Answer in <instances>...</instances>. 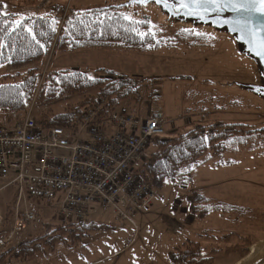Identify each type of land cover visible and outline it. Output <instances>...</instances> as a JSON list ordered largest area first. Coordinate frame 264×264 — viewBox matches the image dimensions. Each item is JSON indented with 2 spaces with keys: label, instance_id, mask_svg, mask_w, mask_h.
<instances>
[{
  "label": "rangeland",
  "instance_id": "obj_1",
  "mask_svg": "<svg viewBox=\"0 0 264 264\" xmlns=\"http://www.w3.org/2000/svg\"><path fill=\"white\" fill-rule=\"evenodd\" d=\"M126 1L0 0V17L13 16L17 21L37 17L52 19L56 17L57 9H60L63 19L66 15L105 4L118 6ZM123 12L128 19L147 21L154 40L163 43V46L146 54L109 50L64 53L52 50L47 58L29 66L12 68L1 65L0 86L19 83L28 68L38 69L41 76L47 72L79 70L96 77L98 74L95 71L101 69L136 81L143 80L133 83L134 87L139 85L136 87L137 99L123 101L120 106L139 117L153 115L161 118L165 129L164 135L160 136L162 138L186 133L195 125L215 122L243 124L247 133L264 121L262 102L216 84L257 82L252 63L236 52L232 39L213 35L206 30L196 32L202 37L183 36L179 32L181 27L161 24L159 16L144 6H130L124 8ZM16 73L20 75L15 77ZM6 75L12 77L3 79ZM106 77L108 80L115 78ZM82 97V94L67 96L47 108L54 114L63 113ZM29 109L34 117L35 110L33 107ZM28 111L10 114L12 120L0 113V126H13ZM246 142L245 146H241L237 139H230L229 152L222 156L223 161L230 164L217 167L215 161L209 160L192 172L190 184L184 183L182 178L165 181L162 189L154 191L156 197L152 207L138 213L130 223L118 221L111 208L94 207L88 222L109 228L90 233L73 247L78 251L90 243L88 249L92 253L88 259L96 260L115 248L123 249L131 241L126 252L120 255L121 260L117 259L120 264H171L168 256L174 248L183 242L194 241L201 244L204 257H214V264H235L237 258L234 255L226 257L223 254H211L213 249L237 244L236 238L223 243L220 240L222 235L236 233L250 236L254 243L264 240V132L252 134ZM153 149L149 147L148 152ZM205 157L207 159L208 155ZM191 189L204 193L214 201L246 207L250 212L238 220L235 215L228 219V216L212 214L203 220L193 221L186 214L183 204L184 195ZM11 201H14L12 213H33L36 218L20 241L26 235L49 231L53 226L63 223L57 217L59 206L55 202H40L26 196L18 200L14 189L0 192L1 210L3 203ZM104 243L107 245L105 248ZM58 247L73 248L55 246ZM50 251L48 249L45 252ZM115 262L111 260L102 264H119Z\"/></svg>",
  "mask_w": 264,
  "mask_h": 264
},
{
  "label": "trees",
  "instance_id": "obj_2",
  "mask_svg": "<svg viewBox=\"0 0 264 264\" xmlns=\"http://www.w3.org/2000/svg\"><path fill=\"white\" fill-rule=\"evenodd\" d=\"M123 9L105 4L66 15L63 19L60 9L52 19L37 17L17 21L13 16L0 17V66H29L47 58L52 50L64 53L109 50L146 54L163 46V43L154 40L147 21L128 19ZM179 32L183 36L202 37L193 30L180 28ZM95 73L98 76L92 77L79 70H60L41 76L38 69L28 68L19 83L0 86V113L12 120L10 114L33 107L36 124L41 130L60 128L74 131L83 113L97 101L107 100L105 110L109 113L120 107L121 102L137 99L136 87L139 85L134 87L133 83L143 80L136 81L101 69ZM19 75L16 73L15 77ZM106 76L115 78L108 80ZM11 77L6 75L3 79ZM77 94H82V99L63 113L54 114L47 108L64 97ZM250 136L252 134L245 132L243 124L215 122L195 125L188 132L173 137H155L148 146L153 147V151L148 152L147 149L146 159L135 171L153 191L162 189L167 180L182 178L184 183L190 184L192 172L209 160L215 161L217 167L230 164L222 158L229 152L230 139H237L241 146H245ZM13 202L2 204L5 217H12ZM183 204L186 214L193 221L203 220L212 214L228 216V219L235 215L238 220L250 212L246 207L214 201L194 189L184 195ZM108 228L88 220L83 223L63 222L49 231L26 235L15 248L0 250V264H11V259L25 261L58 245L73 247L90 233ZM233 238L238 240L237 244L213 249L211 254L234 255L237 261L245 257L246 248L255 241L250 236L236 233L222 235L220 240L228 243ZM168 259L171 264H214V257H204L201 244L194 241L183 242L174 248Z\"/></svg>",
  "mask_w": 264,
  "mask_h": 264
},
{
  "label": "built area",
  "instance_id": "obj_3",
  "mask_svg": "<svg viewBox=\"0 0 264 264\" xmlns=\"http://www.w3.org/2000/svg\"><path fill=\"white\" fill-rule=\"evenodd\" d=\"M106 106L105 99L94 103L74 131L41 130L31 109L13 126H0V192L55 202L64 223L85 222L94 207L111 208L126 223L149 210L155 193L135 170L150 141L164 135V122L123 106L106 113ZM35 219L19 211L10 219L0 209L1 250L15 248Z\"/></svg>",
  "mask_w": 264,
  "mask_h": 264
},
{
  "label": "water",
  "instance_id": "obj_4",
  "mask_svg": "<svg viewBox=\"0 0 264 264\" xmlns=\"http://www.w3.org/2000/svg\"><path fill=\"white\" fill-rule=\"evenodd\" d=\"M206 0H127L119 8L144 6L153 10L160 23L169 27L198 31L206 30L213 35L233 40L236 52L250 61L257 74V82L216 83L223 88L232 89L252 96L264 105V56L257 52V46L264 40V0H208L207 9L198 7ZM187 5L182 7L181 5ZM254 4L246 10L242 5ZM191 13V14H190ZM264 132V121L247 133ZM247 255L235 264H264V240L246 248Z\"/></svg>",
  "mask_w": 264,
  "mask_h": 264
},
{
  "label": "crops",
  "instance_id": "obj_5",
  "mask_svg": "<svg viewBox=\"0 0 264 264\" xmlns=\"http://www.w3.org/2000/svg\"><path fill=\"white\" fill-rule=\"evenodd\" d=\"M25 234V233H24ZM90 243L82 246L80 250H75L76 248H55L50 252H45L40 255H36L28 260L19 261L16 259H11V264H102L111 260H115V263H119L117 261L118 258L121 260V254H124L127 250V243L126 246L119 250V248H115L113 252H108L104 255L103 258L99 259H88V255L92 253V250L88 249ZM107 245L104 243L103 248ZM78 252V254L76 253ZM120 264V263H119Z\"/></svg>",
  "mask_w": 264,
  "mask_h": 264
},
{
  "label": "snow or ice",
  "instance_id": "obj_6",
  "mask_svg": "<svg viewBox=\"0 0 264 264\" xmlns=\"http://www.w3.org/2000/svg\"><path fill=\"white\" fill-rule=\"evenodd\" d=\"M158 2H159V0H158ZM207 2H208V0H206L205 3H198L197 6L198 7H204L205 10H206L207 9ZM212 2H214V0H212ZM181 6L182 7H187V5H183V4ZM242 7H245V9L248 10V9L254 8L255 5L254 4L242 5ZM260 10L264 11V5L261 6ZM17 23H19V22H17ZM257 52H258L259 55L264 56V40L259 42V44L257 46Z\"/></svg>",
  "mask_w": 264,
  "mask_h": 264
}]
</instances>
